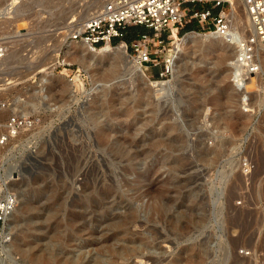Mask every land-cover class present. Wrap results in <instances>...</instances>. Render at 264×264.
<instances>
[{
    "label": "rangeland",
    "instance_id": "1",
    "mask_svg": "<svg viewBox=\"0 0 264 264\" xmlns=\"http://www.w3.org/2000/svg\"><path fill=\"white\" fill-rule=\"evenodd\" d=\"M22 1L8 18L10 0H0L10 43L0 60V124L14 109L32 120L0 146V178L19 200L1 256L264 264V50L245 92L230 81V47L213 35L188 40L157 95L137 78L129 47L116 59L70 38L109 0L87 10L91 0Z\"/></svg>",
    "mask_w": 264,
    "mask_h": 264
},
{
    "label": "built area",
    "instance_id": "2",
    "mask_svg": "<svg viewBox=\"0 0 264 264\" xmlns=\"http://www.w3.org/2000/svg\"><path fill=\"white\" fill-rule=\"evenodd\" d=\"M193 2L207 4L200 7L193 6ZM231 7V0H109L81 28L71 33L70 38L85 43L91 50L107 43L123 42L131 50L129 56L149 79L169 81L178 59L181 29L192 25L185 33L197 31L213 35L233 50L230 81L236 90L248 92L247 82L261 72L257 46H264V0H246L248 21L244 26L233 22ZM136 26L144 30L126 40L128 29ZM9 49L8 39L0 32V60L6 57ZM6 104L9 105L8 101L1 106ZM31 124L32 120L23 111L14 109L0 124V146L16 138ZM18 201L17 193L7 188V181L0 178L2 256L9 249L10 219Z\"/></svg>",
    "mask_w": 264,
    "mask_h": 264
},
{
    "label": "bare ground",
    "instance_id": "3",
    "mask_svg": "<svg viewBox=\"0 0 264 264\" xmlns=\"http://www.w3.org/2000/svg\"><path fill=\"white\" fill-rule=\"evenodd\" d=\"M21 1L22 0H10V2L8 3V5L4 8V10L1 12V14H2V16H8L9 14H10V16H8V18L9 17H11V13H12V11H14V13H15V9H17V6H19V3H21ZM232 1V7H231V11H230V15H231V17H232V20H233V22L235 23V21H237V20H239V16H238V6H237V4L239 3V1L240 0H231ZM245 1V0H244ZM23 2V4H24V2H26V0H23L22 1ZM99 3H100V1H99ZM98 3V1H96V0H91V2H90V4L88 5V6H86L85 7V10H87V9H89L91 6H96V5H98L99 4ZM241 3V2H240ZM243 3V2H242ZM104 4L103 3H100V5L99 6H103ZM22 7V6H21ZM244 9H245V24L247 23V21H248V14H247V10H246V2H244ZM18 11V10H17ZM19 11H21V9L19 10ZM18 11V12H19ZM9 13V14H8ZM8 14V15H7ZM24 14H22V16H23ZM21 16V17H22ZM23 18V17H22ZM22 18H20L19 17V19H22ZM90 18V17H89ZM89 18H86L82 23H81V27H82V25H83V23L84 22H86ZM6 19V18H5ZM4 19V17H2V19L0 20V25H1V22L2 23H4V22H6L7 20H5ZM235 20V21H234ZM247 25V24H246ZM19 27V24H17L16 25V28H18ZM17 31V30H16ZM208 36H210L209 34H203V33H200V32H197V31H191V32H187V33H185L182 37H181V39H180V41H179V43H178V49H179V53H178V56H179V54H180V52H181V50H182V47H183V45L186 43V42H188V40L189 39H198V38H201V39H206V37H208ZM212 36V35H211ZM214 38H216V39H218V40H220V41H223L222 39H220V38H218V37H215V36H213ZM86 48H88V46L85 44V43H83V42H81V45H80V47H79V50H84V49H86ZM99 48H101L100 50L101 51H104V52H111L112 54H113V57L114 58H116V59H123V58H126V57H124L123 55H124V53H125V51H126V47H125V44L123 43V42H119V43H117L116 45H110V44H105V45H102L101 47H99ZM257 48H258V50L259 49H262V50H264V46H262V45H258L257 46ZM78 52V51H77ZM127 53V52H126ZM81 54L82 53H79V55L81 56ZM126 56H128V53H127V55ZM51 59H52V57H50ZM128 58V57H127ZM129 59V62H131L132 63V65L134 66V72L137 74V78L140 80V81H144L145 83H147V84H149V86L151 87V88H154V92H155V94H157L158 95V93H160L163 89H165V87L167 86V81H156V80H152V79H149V78H147L146 77V75L144 74V72L142 71V69L140 68V66L138 65V64H136L135 63V61H134V59H132V58H128ZM56 62H57V56H54V58L52 59V62H51V65L50 66H47V65H49L50 64V62H49V64H45L47 67H44V65H42L40 68H39V70L38 71H45L46 69H48V67H50V68H52L53 66V64H56ZM39 66V65H38ZM131 66V65H130ZM42 78H43V81H46L47 80V78H46V75H42ZM250 81H251V83H249V84H247V90L249 89L250 90V88L252 87V84L254 83L253 81H254V79L253 78H251L250 79ZM71 82H72V80H71ZM248 83V82H247ZM68 84V83H67ZM45 85V84H44ZM96 85V84H95ZM166 85V86H165ZM68 86H72V84L70 83V81H69V85ZM167 88V87H166ZM43 88H41V90H42ZM163 92V91H162ZM161 92V93H162ZM216 150H214L213 152H215ZM249 156V155H248ZM261 158H262V156H261ZM260 159V158H259ZM263 161V160H262ZM260 162V161H259ZM254 163V162H253ZM263 165V164H262ZM257 170V169H256ZM8 174H9V172H7ZM6 173V174H7ZM10 176V175H9ZM77 187V186H76ZM233 188V187H232ZM236 195V194H235ZM232 196V195H231ZM227 201V200H226ZM231 203V202H230ZM17 209V208H16ZM138 225V224H137ZM236 241V240H235ZM234 247V246H233ZM3 248L2 249H0V251H1V253H3ZM0 253V254H1ZM7 256H5V257H2L1 255H0V264H18L17 263V260L13 257V256H11V255H8V254H6ZM148 262V261H147Z\"/></svg>",
    "mask_w": 264,
    "mask_h": 264
},
{
    "label": "trees",
    "instance_id": "4",
    "mask_svg": "<svg viewBox=\"0 0 264 264\" xmlns=\"http://www.w3.org/2000/svg\"><path fill=\"white\" fill-rule=\"evenodd\" d=\"M192 28V25H187L184 29L188 30V29H191ZM144 30L143 27H140V26H136V27H130L128 29V33L126 35V40H130L131 38H133L138 32Z\"/></svg>",
    "mask_w": 264,
    "mask_h": 264
},
{
    "label": "water",
    "instance_id": "5",
    "mask_svg": "<svg viewBox=\"0 0 264 264\" xmlns=\"http://www.w3.org/2000/svg\"><path fill=\"white\" fill-rule=\"evenodd\" d=\"M189 40H193V39H189Z\"/></svg>",
    "mask_w": 264,
    "mask_h": 264
}]
</instances>
